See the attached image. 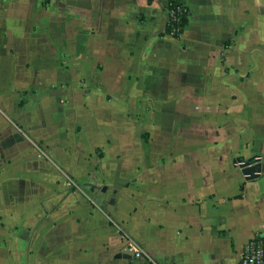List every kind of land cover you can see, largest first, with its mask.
<instances>
[{"label": "crops", "instance_id": "crops-1", "mask_svg": "<svg viewBox=\"0 0 264 264\" xmlns=\"http://www.w3.org/2000/svg\"><path fill=\"white\" fill-rule=\"evenodd\" d=\"M0 0V264H239L264 235V0ZM258 169V170H257Z\"/></svg>", "mask_w": 264, "mask_h": 264}, {"label": "built area", "instance_id": "built-area-1", "mask_svg": "<svg viewBox=\"0 0 264 264\" xmlns=\"http://www.w3.org/2000/svg\"><path fill=\"white\" fill-rule=\"evenodd\" d=\"M179 10L183 9L179 7ZM169 14L173 16L174 20L177 19L175 10H170ZM114 225L122 236L126 253L135 259H144L152 264H157L148 251L126 233L119 224L114 223ZM239 264H264V235H258L246 244L240 255Z\"/></svg>", "mask_w": 264, "mask_h": 264}, {"label": "trees", "instance_id": "trees-1", "mask_svg": "<svg viewBox=\"0 0 264 264\" xmlns=\"http://www.w3.org/2000/svg\"><path fill=\"white\" fill-rule=\"evenodd\" d=\"M179 7L183 10H179ZM175 10L177 15L174 20L173 16L169 14L166 32L172 36L180 37L188 24L189 9L187 6L177 0L171 1L169 11Z\"/></svg>", "mask_w": 264, "mask_h": 264}, {"label": "water", "instance_id": "water-1", "mask_svg": "<svg viewBox=\"0 0 264 264\" xmlns=\"http://www.w3.org/2000/svg\"><path fill=\"white\" fill-rule=\"evenodd\" d=\"M258 170V169H257Z\"/></svg>", "mask_w": 264, "mask_h": 264}]
</instances>
